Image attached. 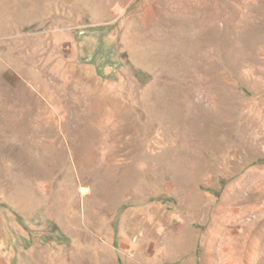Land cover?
Instances as JSON below:
<instances>
[{
	"label": "rangeland",
	"instance_id": "1",
	"mask_svg": "<svg viewBox=\"0 0 264 264\" xmlns=\"http://www.w3.org/2000/svg\"><path fill=\"white\" fill-rule=\"evenodd\" d=\"M0 264H264V0H0Z\"/></svg>",
	"mask_w": 264,
	"mask_h": 264
},
{
	"label": "trees",
	"instance_id": "2",
	"mask_svg": "<svg viewBox=\"0 0 264 264\" xmlns=\"http://www.w3.org/2000/svg\"><path fill=\"white\" fill-rule=\"evenodd\" d=\"M164 200V199H163Z\"/></svg>",
	"mask_w": 264,
	"mask_h": 264
}]
</instances>
